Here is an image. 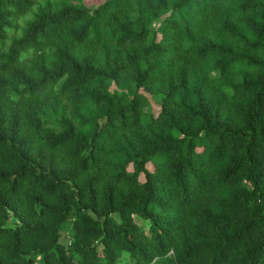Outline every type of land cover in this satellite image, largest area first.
I'll return each instance as SVG.
<instances>
[{
  "label": "trees",
  "instance_id": "trees-1",
  "mask_svg": "<svg viewBox=\"0 0 264 264\" xmlns=\"http://www.w3.org/2000/svg\"><path fill=\"white\" fill-rule=\"evenodd\" d=\"M91 1L0 0V264H264V0Z\"/></svg>",
  "mask_w": 264,
  "mask_h": 264
},
{
  "label": "rangeland",
  "instance_id": "rangeland-1",
  "mask_svg": "<svg viewBox=\"0 0 264 264\" xmlns=\"http://www.w3.org/2000/svg\"><path fill=\"white\" fill-rule=\"evenodd\" d=\"M99 1L98 0H96V1H91V2H89V4L90 3H95V4H97ZM157 110V107L156 106H151V107H148L147 108V111H154V110ZM148 167L152 170L153 169V165L152 164H149L148 165ZM142 179H144V176H142ZM62 241L64 242V243H68L69 242V237L67 236V235H64L63 236V238H62ZM38 264H43L41 261L38 263ZM124 264H127V263H124Z\"/></svg>",
  "mask_w": 264,
  "mask_h": 264
}]
</instances>
